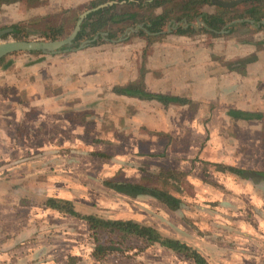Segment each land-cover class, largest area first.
Wrapping results in <instances>:
<instances>
[{
    "label": "rangeland",
    "instance_id": "obj_1",
    "mask_svg": "<svg viewBox=\"0 0 264 264\" xmlns=\"http://www.w3.org/2000/svg\"><path fill=\"white\" fill-rule=\"evenodd\" d=\"M93 1L12 0L1 5L0 29L19 25L25 40L44 41L43 32L61 27L56 38L64 40L74 13ZM184 1L163 8L177 17ZM257 5L264 0L241 9ZM198 9L215 11L210 4ZM132 26L108 21L102 29L110 41L84 47L86 36L76 50L19 52L0 64V264H195L160 245L95 238L85 215L150 226L207 264H264V182L245 176H264V28L235 26L215 37L166 26L158 36L125 38ZM7 41L15 40H0ZM132 84L182 102L117 91ZM233 110L262 118H235ZM162 169L185 174L181 192L172 193L177 210L104 184L137 182ZM48 199L70 202L80 218L49 207ZM101 242L116 250L95 255Z\"/></svg>",
    "mask_w": 264,
    "mask_h": 264
},
{
    "label": "trees",
    "instance_id": "obj_2",
    "mask_svg": "<svg viewBox=\"0 0 264 264\" xmlns=\"http://www.w3.org/2000/svg\"><path fill=\"white\" fill-rule=\"evenodd\" d=\"M10 1L12 0H0V8L3 3ZM26 1L28 4L36 2V0ZM169 1L171 0L93 1L88 7H85L81 13H74V30L77 29V31L72 44H67L63 48L54 51L52 54L63 51H72L83 46H94L98 45L100 42L110 41L112 36L109 32L102 29L105 22L108 21L115 24L128 21L131 22V26L133 24L132 29L129 30L128 33L126 32L124 36L125 38L129 36L130 33L142 34L147 37L158 36L164 32L163 28L166 26H168L169 33L185 34L201 30L215 37L231 34L232 29L235 26L252 25L258 29L264 28V6L257 5L246 11L241 9L243 5L249 1L235 6L225 7L220 5L219 2H233L236 0H185L182 5V13L177 17L172 16L170 8H163ZM257 1L260 2L261 0ZM206 4L214 6L215 11L209 13L198 9V6ZM122 6L132 7L137 10L145 9V14L141 15L138 11L121 13L119 9ZM161 7L162 11L156 12L157 9ZM146 8L152 9L149 14L146 13ZM228 14H233L234 17L227 18ZM84 29H88L89 32L86 34V32L83 31ZM0 31L2 32L0 34V40L12 37V39L23 41L24 37L27 36V32H25L19 25H12L9 28L0 29ZM61 31V27H55L49 29L47 32H43L42 36L47 40L55 41L58 40L56 37L62 33ZM86 36H90V38H87L89 39L87 40V43L81 46V40H84ZM25 53L43 54L41 51ZM3 62L4 58L0 60V64ZM117 91L122 95L136 97L143 100H156L163 104L182 102L178 97L147 93L143 89L134 86V84L120 88ZM229 115L246 120L262 118L260 114L245 113L238 110L230 111ZM223 169L237 174L245 173L242 170L233 167H223ZM184 177L185 174L183 173H175L173 171L162 169L156 175L147 174L137 182H120L111 180L104 182V184L109 189L130 197H154L166 204L169 208L177 210L180 205V199L176 198L172 193L181 192L180 184ZM46 204L59 211L68 210L69 214L80 218V215L76 213L73 208H67L70 206V202L48 199ZM80 219L88 223L93 237L97 238L99 235L105 234L108 239H111L108 241L111 244H117L120 246L124 245L128 240L134 239L143 243L145 246L160 245L162 248L172 250L177 254L185 255L194 261L195 264H207L199 254L192 251L189 247L181 244L178 240L164 237L159 231L150 226L137 223L133 220L105 219L97 215H85ZM94 250L95 255L99 256V253H102L103 251L111 252L116 250V248L113 246H107L106 242H101L94 247Z\"/></svg>",
    "mask_w": 264,
    "mask_h": 264
},
{
    "label": "water",
    "instance_id": "obj_3",
    "mask_svg": "<svg viewBox=\"0 0 264 264\" xmlns=\"http://www.w3.org/2000/svg\"><path fill=\"white\" fill-rule=\"evenodd\" d=\"M251 1V0H236L233 2H219L220 5L225 7H231L238 5L240 3ZM76 30L64 40H55V41H7L0 43V60L10 54L17 52H43L44 54H52L54 51L59 50L66 46L67 44H72L76 36ZM247 176L254 185L264 182V176L257 174L255 172H246Z\"/></svg>",
    "mask_w": 264,
    "mask_h": 264
},
{
    "label": "flooded vegetation",
    "instance_id": "obj_4",
    "mask_svg": "<svg viewBox=\"0 0 264 264\" xmlns=\"http://www.w3.org/2000/svg\"><path fill=\"white\" fill-rule=\"evenodd\" d=\"M251 1H255V0H251ZM251 1H249V2H251ZM229 2H232V1H229ZM250 8H252V7H250ZM2 32L0 31V34H1ZM13 40H15V39H13ZM15 41H18V40H15ZM23 41H27V40H25V39H23ZM47 41V40H46ZM1 43V42H0ZM18 53V52H17ZM20 53H23V52H20ZM13 54H15V53H13ZM11 55V54H10Z\"/></svg>",
    "mask_w": 264,
    "mask_h": 264
}]
</instances>
